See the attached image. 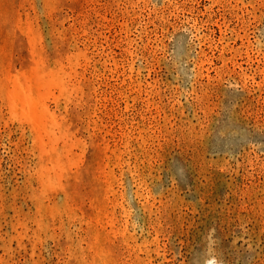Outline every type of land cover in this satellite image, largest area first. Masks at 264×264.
I'll list each match as a JSON object with an SVG mask.
<instances>
[{"label":"rangeland","instance_id":"1","mask_svg":"<svg viewBox=\"0 0 264 264\" xmlns=\"http://www.w3.org/2000/svg\"><path fill=\"white\" fill-rule=\"evenodd\" d=\"M0 264H264V0H0Z\"/></svg>","mask_w":264,"mask_h":264}]
</instances>
